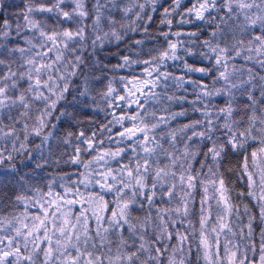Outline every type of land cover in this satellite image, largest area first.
<instances>
[{
  "label": "snow or ice",
  "instance_id": "snow-or-ice-1",
  "mask_svg": "<svg viewBox=\"0 0 264 264\" xmlns=\"http://www.w3.org/2000/svg\"><path fill=\"white\" fill-rule=\"evenodd\" d=\"M157 3L23 0L12 13L0 5V165L20 189L0 191V264H192L193 249L197 264H264V0H191L182 12L172 0L160 19L166 46L134 59L155 39ZM177 13L178 24L210 25L207 36L172 31ZM136 32L144 38L108 71L135 65L139 74L89 76L93 55ZM169 61L183 72L168 71ZM75 79L93 101L90 85L101 84L104 106L93 110L105 114L104 139L54 131L53 116L73 117L55 113L78 90ZM25 153L35 168L21 174L12 162ZM231 156L241 159L222 171ZM49 162L75 170L38 177Z\"/></svg>",
  "mask_w": 264,
  "mask_h": 264
},
{
  "label": "trees",
  "instance_id": "trees-1",
  "mask_svg": "<svg viewBox=\"0 0 264 264\" xmlns=\"http://www.w3.org/2000/svg\"><path fill=\"white\" fill-rule=\"evenodd\" d=\"M36 2L39 3L41 2V0H36ZM44 2L51 3L52 0H44ZM124 2H126V0H124ZM139 2L142 3L143 0H139ZM171 3H172V0H158L156 11L152 12L153 19L152 21L149 22V25H148L149 32L155 39L148 40L146 44L143 46V53L139 57L134 56L133 57L134 59L135 58H139L142 60L147 59L150 49L154 47L160 48L161 46H166V42L164 38L160 36L159 33L163 31H168V26L165 24H160V19L162 18L161 13L163 11V8L169 7ZM182 4H183V7H181L179 10L181 12L184 10V8L191 6V0H182ZM0 5H2L3 8H5L9 13H12L18 10L17 7H13L14 5L18 6L19 8H23V0H0ZM70 8H71V4H68L65 10H68ZM0 17H2V13H0ZM117 18L119 19V16H117ZM145 19H147V17H145ZM171 19L173 20V25L171 29L172 31L188 32V31H196L199 28L201 31L200 39H203L205 36H207L208 31H210L211 26L204 25L200 21H194L192 24H178L177 21L180 20L179 13L172 16ZM49 23L51 24L53 22L49 21ZM64 26H70V25H64ZM143 38L144 37L141 35L140 32L129 33L128 36L125 38V40L119 43V48H117L116 46L117 42H113L112 44L106 45L103 48V50L98 51L97 54L93 55L90 58L89 60L90 63L94 61H99V64L97 66L96 71L89 72V76L95 77V76L101 75V69H103V74L108 77L115 75L118 78L121 75H132L133 72H135V74H139L142 71V67H137L135 65L132 67V69H123L115 73L108 71V69L111 68L112 65L120 62V57L122 55L129 54L126 48V45H128L130 40L143 39ZM169 39L175 40L176 37L170 36ZM180 39L186 41L188 39H195V38H189L186 36H182ZM137 50L139 51V49ZM197 51H199V49H197ZM152 54H155V53L153 52ZM180 54L183 55V52H181ZM185 59H187V61L190 64H193L194 66H201L202 64L207 63V62L199 60L198 57L196 56L185 57ZM239 62L240 61H238V63ZM168 65L169 66L167 70L173 72L175 75H180L183 72L182 63L179 61L176 62L175 65L173 64V62L169 61ZM161 70L163 71L165 69L162 68ZM192 76L193 78H197V79L201 78L199 73H193ZM206 82H210V78H207ZM104 83H106V81H104ZM73 87L78 88V90L75 92H70L67 95L66 100L58 106V109L56 110V113H55V115H59L60 109H64L67 112L72 113L73 117L72 118L61 117L60 121H57L55 119V116L51 118L52 123L57 125V128L54 130L56 132V135L63 136L67 131L79 132L81 129H84L86 130V134H90L93 130H96L97 138L104 139V137H100L99 131H100V124L107 123V120L105 119V114L103 112L93 110L94 103L96 102H99L101 107L104 106L103 101L100 100V97L98 95L99 91L101 90V84L97 83L94 85H90L91 91L89 92V96L95 97L96 98L95 101L89 99L88 97H80L79 90H82V87H83L82 81L80 79H75V83ZM187 87L189 89V93H188L189 99H192L193 96H192L191 86L188 85ZM183 94H184L183 92L178 93V95H183ZM74 96L76 97L75 100H73ZM218 102L222 104L223 103L222 98H218ZM185 107H187V105H185ZM174 108L178 110L179 105H174ZM189 116L191 118H194L195 114L189 113ZM107 119H111V116L109 115ZM180 122H186V120L184 118H181ZM49 127L51 128V124L49 125ZM115 131H120L119 127H117ZM107 135L108 134L105 133V137ZM38 143H39V140H33L32 144L29 145V148L33 149L35 145ZM107 146H108V143L105 140V147ZM208 146L209 145L206 144V145H203L202 147L204 148V150H206ZM38 152L39 150H36L34 152V155H37ZM45 155H47V153H45ZM87 158L88 157L85 156V159ZM65 159H67L66 156H65ZM199 159H203V156L201 155ZM239 159L241 158L236 157V156H231L228 159H226L224 168L222 169V171H226L227 168L235 167ZM36 162H39V161H36ZM12 163L16 164L21 174L26 173L30 169L35 168V162L27 158V153H25L23 157L20 155H17ZM196 166L199 167L198 161L196 162ZM8 169H9V164L5 163L3 165H0V191H9V190L19 191L20 190L19 186L16 184V180L18 179V177L5 175V172ZM74 170L75 169L71 167L64 166L62 163L59 166H57L49 162V164L44 167L43 171L36 170V174L39 177L47 173L50 177V175L55 172L67 173V172H72ZM226 175H228L230 179L236 178L235 174L226 173ZM72 179H76V177L73 176ZM198 199L199 197H197V200ZM5 211L6 210L3 208V206L0 205V213H3ZM257 233H258V229H257ZM256 243L258 246L259 245L258 235L256 236ZM248 255L251 257L253 254L249 252ZM258 257H259V252L257 250V253H256L257 260H258ZM190 259L192 261V264H197L195 249L192 250V255L190 256ZM201 264H203L202 261H201Z\"/></svg>",
  "mask_w": 264,
  "mask_h": 264
}]
</instances>
